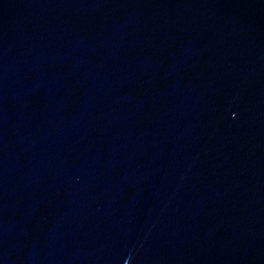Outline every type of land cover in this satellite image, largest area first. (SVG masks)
Masks as SVG:
<instances>
[{
  "label": "water",
  "instance_id": "obj_1",
  "mask_svg": "<svg viewBox=\"0 0 264 264\" xmlns=\"http://www.w3.org/2000/svg\"><path fill=\"white\" fill-rule=\"evenodd\" d=\"M0 264H264V0H0Z\"/></svg>",
  "mask_w": 264,
  "mask_h": 264
}]
</instances>
